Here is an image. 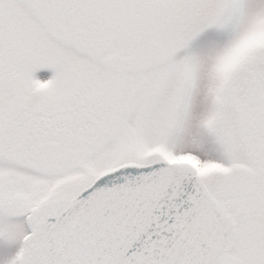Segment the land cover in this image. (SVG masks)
Segmentation results:
<instances>
[{"label": "snow or ice", "instance_id": "1", "mask_svg": "<svg viewBox=\"0 0 264 264\" xmlns=\"http://www.w3.org/2000/svg\"><path fill=\"white\" fill-rule=\"evenodd\" d=\"M0 264H264V0H0Z\"/></svg>", "mask_w": 264, "mask_h": 264}]
</instances>
